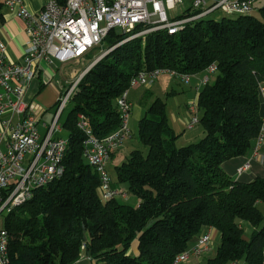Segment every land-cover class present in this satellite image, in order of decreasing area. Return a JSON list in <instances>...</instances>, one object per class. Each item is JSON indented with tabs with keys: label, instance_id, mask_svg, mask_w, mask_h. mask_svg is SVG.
<instances>
[{
	"label": "trees",
	"instance_id": "obj_1",
	"mask_svg": "<svg viewBox=\"0 0 264 264\" xmlns=\"http://www.w3.org/2000/svg\"><path fill=\"white\" fill-rule=\"evenodd\" d=\"M4 12L0 0V25ZM258 12L259 18L200 20L174 36L155 33L121 45L126 35L108 32L102 52L116 47L81 78L62 123L68 140L63 175L4 218L7 264H79L82 257L86 264H172L208 228L217 231L219 244L204 264H263L264 176L237 175L262 119L264 5ZM210 65L215 80L196 98L204 136L176 147L179 135L168 123L166 103L155 98L137 123L146 153L130 152L115 167L116 183L110 180L112 187L125 184L138 206L116 198L101 202L77 116L102 140L122 127L116 101L135 74L167 69L198 75ZM243 222L252 228L248 240ZM134 241L137 255L129 256Z\"/></svg>",
	"mask_w": 264,
	"mask_h": 264
},
{
	"label": "built area",
	"instance_id": "obj_2",
	"mask_svg": "<svg viewBox=\"0 0 264 264\" xmlns=\"http://www.w3.org/2000/svg\"><path fill=\"white\" fill-rule=\"evenodd\" d=\"M256 1L194 0L188 13L174 16L173 12L183 0H47L37 14L30 13L23 0H3L5 9L24 22L28 39L17 62L6 60L5 47L0 42V217L29 201L34 190L61 178L62 161L68 146L67 138L56 137L62 132L61 115L81 78L116 46L101 52L74 80L59 86L54 112L46 124L42 118L47 109L33 99L39 84H50L52 73L45 69L50 70L53 62L63 65L81 60L102 45L110 30L126 35L117 45L155 33L174 36L217 11L226 17L248 15ZM43 63L45 68L41 66ZM215 72V65L206 68L203 71L206 76L199 79V86L208 84L207 75ZM162 76L178 79L186 85L196 75H181L167 69L135 74L128 89L116 101L123 119L122 127L102 140L91 135L83 115L77 116L76 126L86 137L83 156L99 177L101 202L125 197L120 188L111 186L107 166L111 154L129 135L127 118L131 106L127 93L134 87L149 88ZM32 83L36 85V91L27 98ZM258 95L262 105L259 134L252 156L237 171L238 176L249 171L253 157L259 163L263 162L258 153L264 145V84L259 85ZM196 110L195 102L188 104L187 112L191 116L186 124L188 130L198 124ZM210 241V232H203L186 251L175 257L172 264H188L190 258L201 257L207 253ZM7 244L8 235L0 228V264H7Z\"/></svg>",
	"mask_w": 264,
	"mask_h": 264
},
{
	"label": "crops",
	"instance_id": "obj_3",
	"mask_svg": "<svg viewBox=\"0 0 264 264\" xmlns=\"http://www.w3.org/2000/svg\"><path fill=\"white\" fill-rule=\"evenodd\" d=\"M46 1L47 0H23L26 9L32 14H37L41 10L43 5L46 3ZM193 1L194 0H192L191 3L188 5V8L186 9V11L191 9ZM263 5H264V0H257L253 6L252 12L258 11V9L260 7H262ZM27 39L28 38H27V34L25 32L24 22L20 18H18L14 12H10L9 10L5 9L4 21L0 25V42L5 47V53H6L5 57H6L7 61H10V62L20 61L23 50H24V46L27 42ZM81 69L79 71H81ZM45 71L47 73H52L53 69H52V71H51V69L50 70L45 69ZM79 71L71 72L67 75H64L63 79L60 82L55 83L56 87L52 86L51 83L48 84V86L46 85L47 87L42 86L40 88L38 86V89L40 91L36 92V94H35L36 85L34 83H32L30 85V90H29V93L27 94V98L32 96V94L33 95L35 94V96L38 95L39 104L42 105L44 108L53 105V103H54L53 101L55 100V98H53V96L57 97L59 86L65 82L72 81L76 77V74ZM162 77H164V76H162ZM162 77H160L157 81H155L149 88H143L142 87L143 89H145V90L142 89L143 92H141V90H139V89H137V90H131L130 89L128 91L127 101L130 104L131 108H130L128 118H127V128L129 130V135L126 138V140L132 139L130 134H132L134 128L137 129L138 121L142 118L145 110L150 105V103L155 98H158V97H155L156 95L152 94V87L155 84L159 83V86L161 87V89L165 93V95L169 96V98H173L174 104H177V101L175 98V96L177 95V91L171 89L170 92H168V88L170 86L171 80L168 78H162ZM199 79L200 78L198 75L193 77V80H195L193 82V84H194L193 89L196 93V98H197V94H198L199 90L201 89V86H199ZM189 84H190V82H189ZM196 98H195V100H194V98L187 99L188 102L184 105L183 110L179 107L175 108V105L172 106V103L168 102L169 100H167L165 102L166 103V115H167L168 123L172 127L174 133L176 135H179L177 142L182 141L183 142L182 146L193 144V142L197 141V139L187 138L186 137V131H185L186 130V124L188 123L186 121L187 120L186 115L188 114L187 106L191 102L196 103ZM183 112H184V114H183ZM188 116H190V115L188 114ZM192 130H190V131H192ZM177 132H179V133L177 134ZM198 136H200V135L199 134L194 135L192 138H197ZM123 145L124 144L122 143L121 147L111 154L110 160L113 159L116 155L119 154V152H121L123 150V148H124ZM258 154H259V157H262L264 159V145L260 148ZM251 156H252V154L250 153L247 156V159ZM244 174H247L250 177L264 176V164H263V162L259 163L258 160L253 157L252 160L250 161L249 171L244 173ZM116 187L119 188V186H116ZM207 231H209L210 236H212V243H211V241L209 242L207 253H205L204 255L201 256L203 258L204 257H211V254L213 255L215 253V250H216L215 249V241L217 240L219 243V234L217 233V231H215L214 229H210V230L205 229L204 233ZM194 241L195 240H193L192 243H194ZM132 255L133 256L137 255V247H135L134 252H132ZM201 257H199V258H201ZM199 258H190V260L191 259L193 260L192 264H199V263H201ZM79 264H86L85 258L82 257L79 261Z\"/></svg>",
	"mask_w": 264,
	"mask_h": 264
},
{
	"label": "rangeland",
	"instance_id": "obj_4",
	"mask_svg": "<svg viewBox=\"0 0 264 264\" xmlns=\"http://www.w3.org/2000/svg\"><path fill=\"white\" fill-rule=\"evenodd\" d=\"M192 0H183L182 4L181 5H178L175 9V11L173 12V15L175 16H179L181 14L184 13V11H186V9L188 8V5L191 3ZM251 16L253 17H256V18H259V12L258 11H255V12H252L251 13ZM222 17H225L223 14H221L219 11L215 12L214 14L212 15H209L207 17H205L203 20H213V19H220ZM234 16H232L233 18ZM226 18H231V17H226ZM105 46L106 45H101L100 47H97V48H94V50H91L87 56H84V58H82L81 60H78V61H73V62H69V63H66V64H59L57 62H53L52 64V67L51 69H53L52 71V80H51V85L56 87V82H60L64 75H67L71 72H76V71H79L81 68V71L87 66V64H89L90 62L93 61V59L95 57H97L102 51L103 49H105ZM79 63V64H78ZM41 66L43 68H45V64H41ZM79 71L76 76L79 75V73L81 72ZM199 78H203L204 76H206V74H198ZM208 79H209V84H212L215 80V77H216V73H213V74H209L207 75ZM76 78V77H75ZM74 78V79H75ZM162 78H168L170 79V86L168 88V92H170L171 89L173 90H176L177 91V95L175 96L176 98V101H177V104H174V101H173V98H169V96L165 95V93L162 91L161 87L159 86V83L155 84L153 87H152V94L153 95H156L155 97H158L160 99H162L163 101H167L169 100L168 102H171L172 103V106L175 105V108L179 107L183 110V107L184 105L188 102L187 99L189 98H196V93L193 89V82L195 80H193V78L191 79L190 81V84H183L180 80L178 79H174V78H170L168 76H164ZM73 79V80H74ZM48 86V85H47ZM46 86V87H47ZM202 88V87H201ZM141 90V92H143V89L142 87H134L133 89L131 90ZM143 89V90H142ZM145 92V91H144ZM168 94V93H167ZM53 98H55V100L53 101L55 103L56 101V97L53 96ZM169 98V99H168ZM52 99V98H51ZM35 102L39 103V100H38V95L34 97L33 99ZM52 102V103H53ZM54 103L53 105L49 106V107H45V109H47V113L45 114V116L42 118V122L48 124L50 122V118L54 112ZM70 104V103H69ZM68 104V106H69ZM68 106L67 108L64 110V112L62 113L61 115V118L59 120V126H62V123L63 121L65 120L66 116H67V112H68ZM37 113V111H36ZM184 114V112H183ZM187 114V113H186ZM200 112L196 110V116L199 118L200 116ZM186 121L189 122V120L191 119V116H188V114L186 115ZM177 131V130H176ZM186 131V137L187 138H191V139H197L196 142H198L203 136V130H202V127L197 124L193 127V130L190 131L188 129L185 130ZM179 132H177L178 134ZM200 135L198 136L197 138H192L194 135ZM130 136L132 137V139H125L123 141V150L121 152H119L118 155H116L113 159H111L108 163V166H107V173L110 177V180L112 183H116V172H115V167L119 166L122 162H124L130 152L134 151V150H139L141 151L143 154L146 153V149L144 147H142V145L140 144L139 140H138V136H137V129L134 128L132 134H130ZM56 137H60V138H66L67 137V134L66 132L62 129V132L60 134H57ZM196 142H193V143H196ZM182 141H178L176 143V147H181L182 146ZM119 188L125 193V197H122V196H118L116 197V200L123 204V205H128V206H131V207H137L138 206V199L136 197H134L133 195H131L130 193H128V190H127V186L125 184H122V185H119ZM259 209L260 211H262L264 213V204H260L259 205ZM6 214H2L1 217H0V228H4V218H5ZM242 227L244 229V237L245 239H249L250 236H251V233H252V228L247 224V223H242ZM217 241V240H216ZM215 241V249L217 248V245L219 244L218 241L216 242ZM211 243H212V236H211ZM214 243V242H213ZM135 247H137V242L134 241L128 252H127V255L129 256H133L132 255V252H134V249ZM214 255V254H213ZM211 254V257L213 256ZM208 257H201L199 258L201 263L199 264H203L205 262V260L207 259ZM192 259L187 262L188 264H192Z\"/></svg>",
	"mask_w": 264,
	"mask_h": 264
},
{
	"label": "water",
	"instance_id": "obj_5",
	"mask_svg": "<svg viewBox=\"0 0 264 264\" xmlns=\"http://www.w3.org/2000/svg\"><path fill=\"white\" fill-rule=\"evenodd\" d=\"M110 51H112V50H110ZM110 51H108L107 53H105L103 57H105ZM103 57H101L100 59H102ZM100 59H99V60H100ZM99 60H98V61H99Z\"/></svg>",
	"mask_w": 264,
	"mask_h": 264
}]
</instances>
